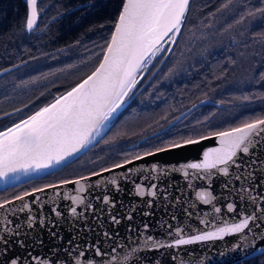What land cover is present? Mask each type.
I'll use <instances>...</instances> for the list:
<instances>
[{
    "label": "water",
    "instance_id": "obj_1",
    "mask_svg": "<svg viewBox=\"0 0 264 264\" xmlns=\"http://www.w3.org/2000/svg\"><path fill=\"white\" fill-rule=\"evenodd\" d=\"M24 1L26 2V0ZM125 2L126 0H123V4ZM123 4L118 17L122 11ZM185 18L181 25V30ZM114 30L115 26L113 32ZM181 30L175 34L174 41L165 37V40L159 46L161 51L155 57H151V63L162 53L166 44L170 45L169 50H171ZM26 31L30 32L31 30ZM171 35L170 33L169 36ZM150 64L147 70L144 71V75L148 71ZM15 68L11 67L1 71L0 77ZM89 75L73 87L82 83ZM144 75H137V84L129 95L124 98L122 107L106 122L107 127L103 129L96 140L78 153L66 157L59 164L27 173L24 171L8 173L5 177L0 178V191L43 178L72 163L96 145L108 133L117 117L132 101ZM73 87L59 94L41 108L54 104L57 98L66 95ZM204 104H209V102L204 100L196 103L183 113L178 120ZM37 111L31 115H34ZM6 129L0 132L6 131ZM205 137L209 138L196 139L199 140L197 144H187L180 148L166 147L167 151H154L156 154L152 156H145L144 154L142 155L144 159L136 160L134 158L131 159L133 161L131 164L122 163L124 164L123 168L112 166L107 168L112 169L110 172L98 171V173H101L100 176L93 174L83 176L89 177L87 180H81L85 187L84 193L77 192L79 185L59 182L51 184L57 185L55 188L42 187L45 191L35 192L33 196L25 197L23 201H17L15 198L11 199L14 203L6 206L4 210H0V221H5L11 217L14 225L15 222L23 220L26 216L33 215L37 218V222L30 236H21L19 238L24 241V247H18L16 238L11 237L9 255L19 256L21 258L20 264H43L45 260L59 261L60 264H63L66 260L77 258L81 260V264H87V261L92 259L94 254V250H89V246L97 245L101 250L105 251L106 256H96V264H128L125 257L130 255V253L125 244L129 242V234L127 232L129 225L134 229L141 228L145 223L149 225L147 233L141 235V241L144 240L145 236L150 235L163 243H171L176 238L175 230L177 228L182 230L184 238L187 239L204 232H215L217 228L225 226L226 223L239 222L242 216L249 214H254L257 219L250 222L249 228L242 233H225L222 237L194 242L178 248L165 247L159 251H141L140 255L143 259L140 264H236L264 254V212L256 211L257 205L264 206V200L261 199V197H264V132L258 133L254 137L255 146L250 147L248 154L238 153L236 164L228 165V176L214 171L211 179L198 178L195 170L182 169L180 167L188 162H199L202 160L205 151L221 147L219 138L214 134ZM153 163L157 164L158 169L165 168L166 171L164 173L159 171L152 172L151 165ZM185 172H188L189 175L185 176ZM249 173L252 175L247 181L245 179H236L237 176L249 177ZM203 175V172L199 173V176L202 177ZM114 177L119 185L118 192L116 187L110 183ZM80 178L68 181H75ZM133 181L145 187V197H138L135 194V183ZM151 184H157L159 189L154 190L157 191L156 196L148 197L147 189ZM249 185H251L249 191L245 192L242 190V188H248ZM205 189L211 191L215 197L207 205L196 197L197 191ZM29 192H34V190ZM164 192L167 193V197L162 194ZM105 194L114 199L115 207L104 205L101 199H98V197H102ZM75 195L81 196L85 203L83 205H75L80 214L74 219L69 214L73 205L66 197ZM37 197H39L38 200L36 199ZM253 197H255V203H253ZM149 201H151L150 207ZM23 203H28L29 209L20 211ZM89 203L94 206V211L86 207ZM228 203L235 205L234 212L227 210ZM53 207L58 208L62 213L61 217H56L51 213ZM217 207L221 209L220 212L215 211ZM129 213L132 215L131 220L122 219L119 226H113L110 223V214L118 215L122 218ZM145 213L150 214L145 215ZM45 214L54 223H47L44 227H41L39 219L45 217ZM13 225L6 227H12ZM23 230L22 228L21 231ZM141 231H143L142 228ZM170 232L172 235H169ZM52 233H56V236H53ZM105 233L111 234V239L106 238ZM2 239L3 233H0V242H2ZM132 239H135V233L132 234ZM77 246L85 249V258L69 255L70 250ZM114 246L118 248V251L112 253L111 248ZM143 247V243L135 245L137 251L143 249ZM3 259V257H0V262Z\"/></svg>",
    "mask_w": 264,
    "mask_h": 264
},
{
    "label": "snow or ice",
    "instance_id": "obj_2",
    "mask_svg": "<svg viewBox=\"0 0 264 264\" xmlns=\"http://www.w3.org/2000/svg\"><path fill=\"white\" fill-rule=\"evenodd\" d=\"M231 3V0H229ZM38 0H26L29 9L26 16V30H32L37 22V6ZM190 0H126L123 4L122 11L115 24V30L111 35L110 42L107 43L106 50L103 54V60L99 66L87 77L82 83L73 87L66 95L56 99L54 104H50L41 108L34 115L29 116L25 120L14 124L7 128L6 131L0 132V178L5 177L8 173H16L24 171H36L59 164L66 157L78 153L81 149L86 148L92 141L101 135L104 128L107 127V121L122 107L124 98L129 95L133 87L137 84V75L143 76L151 63V57H155L160 51L161 42L165 37L173 40L175 34L181 30V25L185 18ZM227 6V5H225ZM264 13V8L257 9ZM243 19V17L241 18ZM172 34L169 36V34ZM247 99V97H245ZM264 132V119H256L251 122H245L240 127L232 128L229 131L217 132L214 135L219 138L221 147L211 148L203 153V158L199 162H188L180 167L195 170L198 178L211 179L215 172H219L224 176L229 175L228 165L236 164L238 153L248 154L250 147L254 145V137ZM209 137H201L200 139H208ZM199 140L185 139L183 143H173L172 148H180L187 144H197ZM166 148H158L157 152L167 151ZM154 152H147L145 156L155 155ZM136 160L144 159L142 156H136ZM133 161L125 160L124 164H131ZM124 164L115 165L116 168H123ZM110 172L112 169H104ZM152 172L166 171L165 168H157V164L151 165ZM203 172L201 177L199 173ZM100 176L101 173H93ZM185 176L189 173L185 172ZM237 176L236 179H245L251 177ZM127 178V177H125ZM89 177H81L75 181H63L64 184L79 185L77 192L84 193L85 187L81 180H87ZM110 183L119 191V185L114 177ZM135 183V194L138 197H145L146 189L140 183ZM47 188H55L57 185H47ZM159 186L151 184L147 189V196L153 197L157 195ZM251 189L242 188L247 192ZM44 188H37L34 192H25L22 196L15 197L17 201H23L27 196H33L35 192H43ZM167 197V193H162ZM196 197L205 205L210 204L214 199V195L209 190H200L196 192ZM37 200L39 197L36 198ZM72 203L69 214L75 219L80 214L75 205H83L84 199L79 196L66 197ZM101 202L104 205L115 207V201L112 197L105 194ZM264 200V197H261ZM255 203V197L252 198ZM13 200H5L0 203V210H4L6 206L12 205ZM151 201H149V207ZM88 209L94 206L90 203L86 205ZM29 209L28 203H23L20 211ZM229 212L235 211L233 203L227 204ZM216 212H220L219 207L215 208ZM256 211L264 212V206L257 205ZM51 213L56 217H61L62 213L58 208L53 207ZM150 213H145L149 215ZM122 219H132L131 213L124 217L110 214V223L113 226H119ZM257 219L254 214L244 215L236 223H226L225 226L217 228L215 232H204L202 234L193 235L190 238H184L182 230H175V237L171 243H163L155 239L153 236L147 235L141 241L140 237L147 233L148 224H143L141 228H133L128 226L129 242L125 247L129 249L130 255L125 259L128 264H140L143 257L141 251H159L162 248H178L183 245L192 244L199 241H207L216 237H222L223 234H238L249 228L250 222ZM37 222V218L33 215L26 216L23 220L15 222L11 217L5 221H0V233H3L2 242H0V257L3 261L0 264H20L19 256L9 255L11 237L16 238L18 247H24V241L19 239L21 236L28 237L31 235L32 229ZM41 227L50 221L45 217L39 219ZM13 225L12 227H6ZM24 229L21 231V229ZM135 233V239L132 234ZM56 236V233H52ZM106 238L111 239V234L105 233ZM118 235V233H117ZM169 235H172L170 232ZM42 243V241H40ZM144 244L143 249L137 251L135 245ZM89 250H94L92 259L87 264H96L95 257L106 256L105 251L101 250L97 245L89 246ZM118 251L116 246L111 248V252ZM72 257H86L84 248L77 246L70 250ZM175 259V257H173ZM43 264H60L59 261H43ZM63 264H81L80 259H69Z\"/></svg>",
    "mask_w": 264,
    "mask_h": 264
},
{
    "label": "trees",
    "instance_id": "obj_3",
    "mask_svg": "<svg viewBox=\"0 0 264 264\" xmlns=\"http://www.w3.org/2000/svg\"><path fill=\"white\" fill-rule=\"evenodd\" d=\"M51 1L57 5L53 10L58 12L79 3L89 4L84 9L82 18L74 17L65 26L54 25L49 32L51 37L73 39L86 38L98 30L103 31L105 27L108 33H111L123 2V0H45L47 3ZM260 8H264V0H231V3L229 0H191L179 38H183L184 46H189L191 50L193 49L191 46L197 41L201 43L197 49L191 51L190 58L180 64V70L170 74L168 83L178 86L170 88L171 102L166 104V107L173 105L172 107L184 109L203 97L213 99L211 97L224 96L227 92L225 95L233 102L243 104L241 110L230 117L227 126L222 130H231L245 122L264 118V13L257 11ZM25 16L26 9L22 0H0L1 69L12 66L15 59L27 55L28 51L38 49L32 41L26 42L23 38L20 40L12 37L25 33ZM227 38H239V49L224 51L228 47ZM212 40L213 43L210 44L209 41ZM18 44L22 49H26L22 52L23 56L15 55ZM222 50L224 52H221ZM169 62L170 66H174L175 59L170 58ZM194 64L195 70H187ZM149 75L150 73L143 82ZM162 79L163 77H160L157 82L161 83ZM141 83L142 81L136 91L141 87ZM161 106L162 103L156 109L145 108L142 114L143 121H149L154 118L153 115L163 113ZM127 115L128 108L117 117L101 141L72 163L43 178L0 191V203L53 183L91 175L147 153L148 151L141 152L128 158L119 156L126 152L125 146L132 142L133 131L136 130L134 125L129 124ZM233 118L236 120L231 121ZM16 122L5 124L0 130ZM236 264H264V254Z\"/></svg>",
    "mask_w": 264,
    "mask_h": 264
},
{
    "label": "flooded vegetation",
    "instance_id": "obj_4",
    "mask_svg": "<svg viewBox=\"0 0 264 264\" xmlns=\"http://www.w3.org/2000/svg\"><path fill=\"white\" fill-rule=\"evenodd\" d=\"M22 1L27 16V4L24 0ZM88 5L79 3L70 9L58 12L53 10L57 5L52 1L47 3L45 0H38L36 6L38 18L34 29L30 32L25 29V16V33L15 34L12 37L20 40L23 38L26 42L32 41L38 49L28 51L29 53H26L27 55L24 57L22 52L26 49H22L18 44L15 55L23 57L15 59L12 66L0 68L1 72L16 67L0 77V117L8 115V113L13 114L10 117L0 119V129L5 124L26 118L35 109L74 86L96 68L107 43L110 41L116 21L111 33H108L109 31L105 27L103 31L98 30L86 38L51 37L49 33L54 25H57L56 27L62 24L65 26L74 17L82 18L84 9ZM238 39L227 38L228 47L224 51L228 49L238 50ZM200 43L201 41H197L194 46H191L193 48L191 50L189 46H184L183 38H177L171 50H169L170 45L166 44L165 50L150 64L141 87L127 107L128 122L130 125H134L136 130L133 131L132 135L134 139L125 146L126 152L120 154V157L128 158L145 151L154 152L158 148L170 147L171 144L180 143L185 139H197L222 132L224 131L222 129L230 121V117L241 110L243 103L237 102L236 104L233 102L231 98L225 95L227 92L224 96L211 97L213 99L203 97L184 109L172 107L173 105L166 107V104L171 102L170 95L172 92L170 88L178 86L168 83L170 74H175L180 70V64L185 59L190 58L191 51L197 49ZM209 43L212 44L213 40ZM170 58L175 59L176 65L170 66ZM195 66L194 64L187 70H195ZM149 73L150 75L143 82ZM160 77L163 79L161 83H158ZM145 96L148 97L144 99ZM204 100H207L209 104L197 107L184 118L178 120L193 105ZM161 103V112L163 113L157 116L153 115L154 118L149 121H143L144 109L150 107L156 109ZM235 120L236 118H233L231 121Z\"/></svg>",
    "mask_w": 264,
    "mask_h": 264
},
{
    "label": "bare ground",
    "instance_id": "obj_5",
    "mask_svg": "<svg viewBox=\"0 0 264 264\" xmlns=\"http://www.w3.org/2000/svg\"><path fill=\"white\" fill-rule=\"evenodd\" d=\"M122 4H123V2H122ZM122 6V5H121ZM120 9H121V7H120Z\"/></svg>",
    "mask_w": 264,
    "mask_h": 264
}]
</instances>
